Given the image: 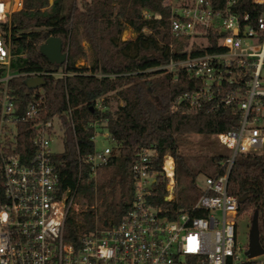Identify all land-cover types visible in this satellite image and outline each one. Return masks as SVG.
I'll return each mask as SVG.
<instances>
[{
    "label": "built area",
    "instance_id": "1",
    "mask_svg": "<svg viewBox=\"0 0 264 264\" xmlns=\"http://www.w3.org/2000/svg\"><path fill=\"white\" fill-rule=\"evenodd\" d=\"M253 2L264 4V0ZM238 3L227 0L218 8L210 0L169 2L170 51L178 41H186L188 54L178 59L171 56L164 68L173 81L184 72L199 84L180 93L172 111L234 106L240 115L237 126L214 135L226 148L225 172L204 175V193L194 206L169 218L152 202V192L161 175L168 179L165 200L175 198V160L165 155L158 170L155 149L142 148L132 165L131 208L115 224L101 222L96 216L95 228L76 247L65 238V222L69 213L87 206H82L75 194H60V176L52 159L56 153L51 149L56 130L64 137V122L58 115L45 117L44 85L33 87L31 98L20 110L16 90L9 84L20 75L26 82L45 74L66 78L73 72L67 70L66 63L52 72L13 71L11 18L23 8L24 0H0V66L5 68L0 77V264H264V253L250 257L246 253L249 244L244 248L237 241L239 199L228 191L236 156L264 152V10L254 16L240 13ZM215 36L221 50L191 53L194 44L213 46ZM95 107L99 111L108 108L103 98ZM66 115L73 124L71 109ZM21 124L26 125L35 148L26 161L19 152ZM85 126L94 129V143L98 135L110 138L109 131L103 132L107 120L102 117ZM114 153L113 148L99 149L95 143L94 151L84 157L95 179ZM168 158L172 159L171 167L167 166ZM91 208L98 211L97 200ZM198 211L203 215H196Z\"/></svg>",
    "mask_w": 264,
    "mask_h": 264
},
{
    "label": "trees",
    "instance_id": "2",
    "mask_svg": "<svg viewBox=\"0 0 264 264\" xmlns=\"http://www.w3.org/2000/svg\"><path fill=\"white\" fill-rule=\"evenodd\" d=\"M215 7H224L227 0H210ZM254 0H239L240 13L252 16L264 10V4ZM144 12L148 15L145 16ZM171 7L165 0H24L23 8L11 18V69L15 72H52L64 67L53 64L40 52L49 37H59L63 51L68 53L66 68L73 72L66 78L43 75L46 97L45 117L60 116L64 122V150L52 156L60 176V194H75L86 209L69 213L65 222V238L76 247L99 221L111 224L121 221L134 199L132 165L142 148H154L155 167L160 170L165 155L175 160L176 196L165 200L167 178L159 175L154 183L152 202L162 208L169 218L179 211L190 210L204 193L198 184L201 175L214 176L225 172L228 157L216 142L202 144L206 154L189 155L188 132L219 133L238 124L237 107L223 106L191 112L172 111L175 98L199 86L187 73L173 81L164 67L171 56L183 58L188 54L186 41L169 48V17ZM135 38L123 39L126 27ZM146 29L148 30L146 32ZM196 44L191 53L221 50ZM87 43V48L84 47ZM88 59V64H79ZM5 68L0 66V77ZM103 74L102 77L97 74ZM20 75L10 79L16 90L19 109L31 98L34 90ZM103 98L108 107L99 111L95 102ZM112 99L119 100L115 109ZM71 109L72 122L67 111ZM107 120L115 153L95 179L91 164L84 157L92 153L94 129L85 123L97 118ZM19 152L28 160L35 148L26 125L21 124ZM201 149V150H202ZM80 157L83 158L80 161ZM228 191L239 199V216L253 210L258 222L259 240L264 247V152L238 154L231 167ZM2 177L0 175V196ZM98 211L91 208L95 201ZM203 215L202 211L195 212ZM252 221V222H253Z\"/></svg>",
    "mask_w": 264,
    "mask_h": 264
},
{
    "label": "rangeland",
    "instance_id": "3",
    "mask_svg": "<svg viewBox=\"0 0 264 264\" xmlns=\"http://www.w3.org/2000/svg\"><path fill=\"white\" fill-rule=\"evenodd\" d=\"M53 0H50V3H52ZM175 4H179L180 2H183L182 0H172ZM165 3L169 4V0H165ZM148 30L146 29V32ZM135 33L132 31L130 27H126L122 34L123 39H130L135 38ZM84 47L87 48V43L84 42ZM79 64H88V59L80 60ZM122 103L119 100L112 99L110 102V108L115 109L118 104ZM56 125L59 127L60 123L58 122L57 118L55 119ZM104 133H107L108 130L104 129ZM215 133H201V132H188L187 133V139L191 144H189L188 148H184L183 152L189 155H197V154H206L208 153L207 150L202 149V144L207 142L208 140L214 141L218 144L220 151H225L226 148L222 145H220L217 141V138L214 136ZM96 146L99 149H103L106 146H109L111 148H115V145L113 144L112 140L105 135H98L95 140ZM51 149L54 153L60 154L64 150V137L61 133V131L58 129L56 130V136L53 137L52 143H51ZM202 149V150H201ZM205 183L204 175H201L198 178V184L200 186H203ZM176 187V191H177ZM253 214L254 211H245L242 215H240L237 219V241L240 245L244 246V248H247L249 244V233L252 226L253 221Z\"/></svg>",
    "mask_w": 264,
    "mask_h": 264
},
{
    "label": "water",
    "instance_id": "4",
    "mask_svg": "<svg viewBox=\"0 0 264 264\" xmlns=\"http://www.w3.org/2000/svg\"><path fill=\"white\" fill-rule=\"evenodd\" d=\"M40 52L46 56L53 64H65L67 62L68 53L63 51V42L59 37L51 36L40 46ZM26 84L30 87H39L44 85V78L41 76L28 78ZM247 255L250 257L264 253V247L259 240L258 222H252L249 233V248Z\"/></svg>",
    "mask_w": 264,
    "mask_h": 264
},
{
    "label": "bare ground",
    "instance_id": "5",
    "mask_svg": "<svg viewBox=\"0 0 264 264\" xmlns=\"http://www.w3.org/2000/svg\"><path fill=\"white\" fill-rule=\"evenodd\" d=\"M171 165H172V159L171 158H168L167 159V166L168 167H171Z\"/></svg>",
    "mask_w": 264,
    "mask_h": 264
},
{
    "label": "crops",
    "instance_id": "6",
    "mask_svg": "<svg viewBox=\"0 0 264 264\" xmlns=\"http://www.w3.org/2000/svg\"><path fill=\"white\" fill-rule=\"evenodd\" d=\"M171 0H169V2H170ZM133 31V30H132Z\"/></svg>",
    "mask_w": 264,
    "mask_h": 264
}]
</instances>
